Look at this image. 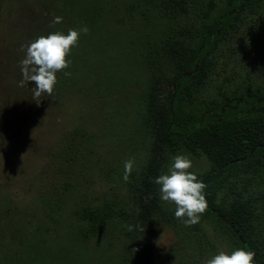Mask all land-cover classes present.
I'll use <instances>...</instances> for the list:
<instances>
[{
  "label": "rangeland",
  "instance_id": "rangeland-1",
  "mask_svg": "<svg viewBox=\"0 0 264 264\" xmlns=\"http://www.w3.org/2000/svg\"><path fill=\"white\" fill-rule=\"evenodd\" d=\"M156 1L102 0L100 5L111 9L104 14L110 20L104 36L82 39L86 45L77 61L57 73L52 96L45 94L37 103L34 83L18 86L25 55L21 46L63 32V2L0 0V264H8L17 252L21 264H144L148 257L153 264H203L219 250L227 252L206 228L215 252L178 219L176 227L160 219L153 225L139 212L140 194L158 191L154 178L166 171L171 157L163 161L155 153L153 137L139 124L136 96L149 78L157 82L159 100L165 99L174 66L162 46L187 39L196 9H205L208 1L220 2L188 0L191 15L186 16L179 11V0ZM57 16L62 23L53 24ZM154 42L161 44L157 55ZM147 51L155 55L148 58ZM263 83L264 0H258L233 37L219 46L200 95L214 100ZM129 158L134 170L125 182ZM205 169L201 158L191 171ZM261 184L257 179L244 195L253 198L264 233ZM162 203L175 210L174 204ZM88 206H107L112 214L104 233L80 241L71 235L76 225L72 212ZM9 225L23 235L13 238ZM20 240L42 244V257H27L28 248Z\"/></svg>",
  "mask_w": 264,
  "mask_h": 264
},
{
  "label": "trees",
  "instance_id": "trees-1",
  "mask_svg": "<svg viewBox=\"0 0 264 264\" xmlns=\"http://www.w3.org/2000/svg\"><path fill=\"white\" fill-rule=\"evenodd\" d=\"M62 2L67 18L63 33L82 26L89 29V34L80 35L78 46L67 57L75 63L86 45L84 40L104 36V30L110 26L104 14L111 9L106 4L101 6L102 0ZM257 3L258 0H220L219 4L208 1L205 9H196L195 25L187 32V39L162 46L174 66L165 99L159 100L157 82L148 78L144 90L136 96L135 112L141 127L153 137L155 153L162 155L163 161L186 154L193 162L202 158L206 163L204 171L194 173L206 185L207 208L199 222L189 228L201 234L203 243L212 252L214 245L205 228L218 236L227 252L243 248L255 253L257 264H264V233L258 228L253 198L244 195L257 179L264 185V83L244 86L229 95L219 94L214 100L200 95L219 46L233 37L244 15ZM178 7L184 15H191L188 0H179ZM113 19L122 24L121 18ZM160 45L154 42L156 55ZM155 52L147 51V57L152 58ZM138 206L142 219L150 224L154 225L157 219L171 227L178 223L175 210L161 202L154 188L140 194ZM72 214L76 225L70 228L71 235L82 241L104 233L112 212L107 206H88L75 209ZM8 227L10 231L12 225ZM10 232L13 238L23 235L16 228ZM24 244L28 248L27 257L31 254L34 259L42 257V244L37 241L33 244L32 240ZM19 259L21 253H14L8 264H21ZM144 264H153L152 257L145 258Z\"/></svg>",
  "mask_w": 264,
  "mask_h": 264
},
{
  "label": "clouds",
  "instance_id": "clouds-1",
  "mask_svg": "<svg viewBox=\"0 0 264 264\" xmlns=\"http://www.w3.org/2000/svg\"><path fill=\"white\" fill-rule=\"evenodd\" d=\"M62 17H54L52 23H62ZM81 34H89L87 26L79 29H69L67 34L55 31L47 36L41 35L22 45L25 52L20 60L22 79L18 82L19 87H26L30 82L34 83L31 89L33 100L40 102L45 94L52 96L57 83V73L68 69L73 47L78 46ZM66 76L71 73L65 71ZM193 162L186 154H177L171 157L166 171L154 178L158 185V194L162 202L175 205V218L180 220L186 227L197 224L207 208L205 196L206 185L198 176L191 171ZM134 170V160L129 158L124 162L123 179L128 182ZM128 231L133 226L125 225ZM255 253L243 248H237L231 252L219 250L217 254L207 258L203 264H254Z\"/></svg>",
  "mask_w": 264,
  "mask_h": 264
},
{
  "label": "water",
  "instance_id": "water-1",
  "mask_svg": "<svg viewBox=\"0 0 264 264\" xmlns=\"http://www.w3.org/2000/svg\"><path fill=\"white\" fill-rule=\"evenodd\" d=\"M239 239L242 241L241 237H239ZM254 264H257L256 261H255V258H254Z\"/></svg>",
  "mask_w": 264,
  "mask_h": 264
}]
</instances>
